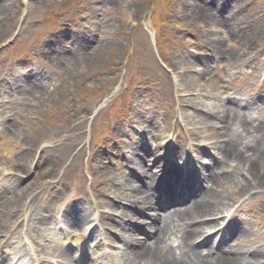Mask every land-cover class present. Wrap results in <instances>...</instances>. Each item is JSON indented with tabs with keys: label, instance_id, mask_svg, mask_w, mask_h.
I'll return each instance as SVG.
<instances>
[{
	"label": "rangeland",
	"instance_id": "rangeland-1",
	"mask_svg": "<svg viewBox=\"0 0 264 264\" xmlns=\"http://www.w3.org/2000/svg\"><path fill=\"white\" fill-rule=\"evenodd\" d=\"M235 5L237 13L231 20H226V11L221 17L211 13L221 23L217 27L207 6L197 0H0V71L27 55L52 71V81L40 93L8 95L6 109L0 106V112L8 111L6 117L14 118L3 123L0 116L8 145L0 154V171L23 178L30 163L37 162L43 163L44 171L40 176L38 168L33 178L19 183L17 177L0 179V191L6 193L0 204V227L17 216L33 191L40 198L29 206H35L33 214H43L38 207L47 198L49 184L65 192L82 179L121 197L120 189H115L118 175L112 173L113 167L96 161L100 158L96 153L97 145L108 141L125 144L122 137L130 129L122 120L130 102L132 118L160 114L156 118L164 123L166 134L173 131L180 138L188 134L195 140L205 129L211 136L224 130V138L213 142L220 145L226 137L233 138L236 143L231 141L229 149L240 160H234L235 169L216 188L224 190L226 200L218 196L217 200L247 198L264 218V182L243 176L245 162H240L252 147L264 154V0H238ZM236 90L247 96L233 94L229 99V91ZM107 95L104 107L96 112ZM220 98L225 104L204 105ZM235 115L242 118H229ZM54 204L51 200L49 206ZM129 239L145 244L133 234ZM129 251L118 257L123 262L130 259ZM160 254L173 261L168 248L162 246ZM191 254L199 260L197 251ZM153 260L154 256L148 263Z\"/></svg>",
	"mask_w": 264,
	"mask_h": 264
},
{
	"label": "bare ground",
	"instance_id": "bare-ground-1",
	"mask_svg": "<svg viewBox=\"0 0 264 264\" xmlns=\"http://www.w3.org/2000/svg\"><path fill=\"white\" fill-rule=\"evenodd\" d=\"M207 11L210 15H211V11H209V8L208 6L206 7ZM211 19L213 21V23L218 27L221 23L218 22L216 20V18L211 15ZM220 23V24H219ZM216 27V28H217ZM216 33H219V31L216 30ZM191 81V79H189ZM194 81V79H193ZM25 88H29V86L25 85L24 86ZM219 103H222V104H225L224 100L220 98V100L216 103V104H210L209 102H205L204 105H207V106H210V107H215L216 106H219L218 104ZM220 131H217L216 133H214L212 136L211 134L205 129L202 131V133L200 134V139L201 140H204L205 139V142L206 141H209L208 144L210 143V146L213 148V150L216 151L217 155L220 157L218 161H216L215 163V167L217 168H224L225 164H227L228 162H232V161H239V156L238 155H235V153L233 154L232 150L229 149V146H230V142L228 140V138L226 137L225 138V142L224 144L222 143L223 141H221L222 144L218 145L219 143L218 142H213L214 140L213 139H223L224 136H223V131L221 128L219 129ZM219 135V136H218ZM214 136H216L214 138ZM218 143V144H217ZM236 143V142H235ZM233 143V144H235ZM73 147H76L77 145H75L74 143L72 144ZM236 146L235 145V150H236ZM238 151V150H236ZM251 156H248L245 160H242L240 162H245L244 164H242V171H245V174L247 175V178H249L251 181H256V182H264V154H260L259 151H258V148L257 150L252 147L251 149H247L246 151H244V153H251ZM229 153L232 155V159L229 157H227L229 155ZM227 155V156H225ZM227 157V158H226ZM156 164H160L159 162H156ZM0 173H3L0 171ZM1 176V175H0ZM224 176H225V173L222 172L220 176H217L215 177L214 175L211 177L210 174L207 176V181L209 183H218L220 182L221 180L224 179ZM216 178V179H215ZM259 182V183H260ZM219 184V183H218ZM257 185V184H256ZM261 185H264V184H261ZM142 191L137 187V190L134 191L133 193H130L132 199L136 200L137 202H139L140 204H142L144 207H147L146 205V199L145 198H140V201L139 199L136 197L137 195H139ZM143 193V192H142ZM128 195V196H130ZM215 196L213 194H211V199L212 200H215L214 199ZM203 198H201L202 200ZM199 201H197L196 203H198ZM202 205H203V209L199 211L200 212H196L198 215L200 213H204V212H207V211H214V208H209L207 206V202L205 199H203L202 201ZM214 206V205H213ZM212 207V206H211ZM213 209V210H212ZM157 218H159V214L158 215H153V219L156 220ZM158 236L159 234L155 233V236L153 237V240H158ZM237 241V240H236ZM155 245H149L147 248H143V246H140L138 248L132 246V254L133 256L130 258V261H134L136 260V264H147L149 261L152 260L153 256H154V260L153 262H150L148 264H178L176 262H170L168 260H165L163 257H162V254L156 252V248H155ZM239 245V244H238ZM130 252V251H129ZM167 254V253H165ZM225 253H222V252H219V255L216 257L215 256V263L216 264H231L233 262V258H228L224 255ZM255 255V253H252L251 256ZM245 256V255H244ZM162 257V258H161ZM246 257V256H245ZM250 258V256L246 257V259ZM133 259V260H132ZM163 259V260H162ZM130 261H128V263H130Z\"/></svg>",
	"mask_w": 264,
	"mask_h": 264
}]
</instances>
